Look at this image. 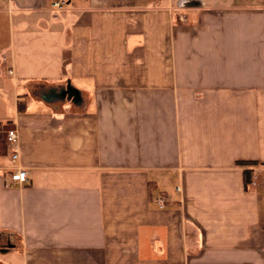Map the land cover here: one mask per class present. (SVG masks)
<instances>
[{"label":"crops","instance_id":"crops-1","mask_svg":"<svg viewBox=\"0 0 264 264\" xmlns=\"http://www.w3.org/2000/svg\"><path fill=\"white\" fill-rule=\"evenodd\" d=\"M55 1L0 0V264H264V0Z\"/></svg>","mask_w":264,"mask_h":264},{"label":"built area","instance_id":"built-area-1","mask_svg":"<svg viewBox=\"0 0 264 264\" xmlns=\"http://www.w3.org/2000/svg\"><path fill=\"white\" fill-rule=\"evenodd\" d=\"M65 5H66V0H56L52 4V6L57 10L61 9ZM179 18L183 20L185 17L182 15ZM5 141L10 149L11 159L17 160L19 157V139H18V133L15 128H9L6 130ZM27 180H28L27 170L20 167L15 168L9 175V181L11 184H24L27 182Z\"/></svg>","mask_w":264,"mask_h":264},{"label":"trees","instance_id":"trees-1","mask_svg":"<svg viewBox=\"0 0 264 264\" xmlns=\"http://www.w3.org/2000/svg\"><path fill=\"white\" fill-rule=\"evenodd\" d=\"M243 163H249V162H243ZM244 178L246 182L250 180L249 171L247 170L244 171Z\"/></svg>","mask_w":264,"mask_h":264}]
</instances>
